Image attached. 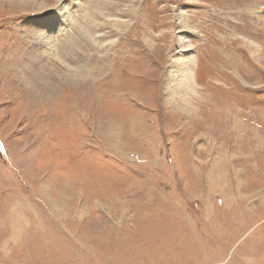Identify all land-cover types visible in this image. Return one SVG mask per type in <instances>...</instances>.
<instances>
[{
	"label": "rangeland",
	"instance_id": "1",
	"mask_svg": "<svg viewBox=\"0 0 264 264\" xmlns=\"http://www.w3.org/2000/svg\"><path fill=\"white\" fill-rule=\"evenodd\" d=\"M217 263L264 264V0H0V264Z\"/></svg>",
	"mask_w": 264,
	"mask_h": 264
},
{
	"label": "bare ground",
	"instance_id": "2",
	"mask_svg": "<svg viewBox=\"0 0 264 264\" xmlns=\"http://www.w3.org/2000/svg\"><path fill=\"white\" fill-rule=\"evenodd\" d=\"M49 21L50 20H46V22L41 24V26L44 27V31H46V28H48V31H49V29L53 26L54 31H55V26L53 25L52 21H51V24L49 23ZM110 26L113 27L117 32H120L121 29H123V27L125 29L127 24L124 21V22H120V23H118V22L113 23ZM51 34H52V32H47L46 31V34H43L42 37L45 39V41H47L51 37ZM251 43H252V45H255L253 42H251ZM184 66H185V63H184ZM87 67L88 66H84L82 68H79V67L75 68L74 69L75 74L79 75L78 77H80V76L81 77H85L83 75L87 74L86 72L89 70V69H87ZM181 69H182V73H183V79L186 81V88L191 89L192 83L190 81V77H191V75L193 76V69L191 68V66H188V64H187L186 68H181Z\"/></svg>",
	"mask_w": 264,
	"mask_h": 264
},
{
	"label": "crops",
	"instance_id": "3",
	"mask_svg": "<svg viewBox=\"0 0 264 264\" xmlns=\"http://www.w3.org/2000/svg\"><path fill=\"white\" fill-rule=\"evenodd\" d=\"M256 218V217H255ZM218 264V263H217Z\"/></svg>",
	"mask_w": 264,
	"mask_h": 264
}]
</instances>
